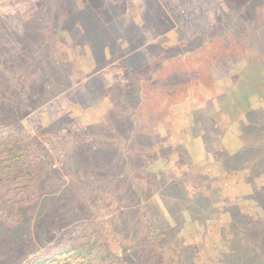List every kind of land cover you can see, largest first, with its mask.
Listing matches in <instances>:
<instances>
[{
  "label": "rangeland",
  "instance_id": "rangeland-1",
  "mask_svg": "<svg viewBox=\"0 0 264 264\" xmlns=\"http://www.w3.org/2000/svg\"><path fill=\"white\" fill-rule=\"evenodd\" d=\"M104 1L110 10L105 18L89 0H0V124L30 134L60 170L41 182L20 254L37 255L59 242L67 227L83 222L93 230L86 235L138 264L149 234L147 210L167 234L160 258L150 260L154 264H245L240 260L248 255L264 264L256 247L257 238L264 239V157L239 155L247 135L250 145L264 135V124L252 126L264 111V64L256 63L258 75L252 65L258 57L228 29L238 10L247 17L253 4L243 6L256 0ZM118 2L123 9L113 6ZM257 7L261 24L264 0ZM119 13L132 18L121 22L114 15ZM205 60L213 64L205 76L216 73L213 86L199 78ZM169 71L176 78L184 74L183 82L193 80L176 86L158 120L149 119V111L158 114L151 102L161 99L150 77ZM140 84L145 117L128 137L127 116L137 108L131 97ZM104 117L102 131L89 129ZM111 117L117 122L109 126ZM99 147L109 153L99 169H73L75 158L96 160ZM126 157L125 180L135 183L140 196L128 193L120 175ZM106 176L111 184L99 187ZM70 203L84 206L86 215L45 221L56 205ZM229 240L243 243L241 257ZM7 251L1 264H24Z\"/></svg>",
  "mask_w": 264,
  "mask_h": 264
},
{
  "label": "trees",
  "instance_id": "trees-1",
  "mask_svg": "<svg viewBox=\"0 0 264 264\" xmlns=\"http://www.w3.org/2000/svg\"><path fill=\"white\" fill-rule=\"evenodd\" d=\"M89 1H91L90 7L92 10H94V13L100 11L102 14H104V18L106 15L110 16V14L105 15L104 13L106 9H108V6L106 5L107 2H105L104 0ZM259 1L260 0L252 2L249 1V3H246L243 7L252 8V6L250 5V3H252L254 9H259L257 7ZM212 3H208V5L210 6ZM194 4L195 1L191 0V5ZM85 5L87 7V3ZM122 5L123 2H118V4L115 3V5L113 6H118L119 8H121L120 6ZM86 7L82 6V8ZM212 7L214 8L215 5ZM253 8L249 11V15L247 17L245 15H242L240 12V10L242 11V9H239L236 16L232 18L231 21H229L228 29L229 31H231V34L233 36L241 38L242 42H247L250 45L249 53L253 50L254 53L251 55L258 57L257 59H255V63L252 64L253 67H255L254 71L258 75H260L261 71L256 63L260 62L261 64H264V23L259 24V17ZM114 15L116 16L117 20L121 19V22L127 19L126 23L129 22V19L126 15L132 18L131 15L127 13H119L118 15ZM209 19L206 16V22H208L207 24L211 25V18ZM225 32H227V30H225ZM211 41L212 40H208L207 43L212 44ZM203 44L204 42L201 45L198 44L197 49L200 50ZM257 46L259 47V49L253 48ZM192 51L194 50L192 49L188 53ZM259 53H261V56L259 55ZM199 66H201V68L198 69L200 73L199 78L202 79V81L206 85L213 86V80L216 78V76H213L216 74L215 71L213 72V75H211V77H207V75L205 76L204 74L212 70V61L209 60L207 62V60H205V63ZM214 67L216 68L217 66ZM160 69H162V67H158L156 71L159 72ZM163 75L164 73L155 75L157 77L156 78L152 74L150 77L152 81L155 78L156 82L153 81L155 85V91L157 95L159 94L161 96V99L160 101L155 100L151 102L153 107H156L158 109V114L155 111H149V114L145 115H148L149 119L153 116V120H158V115L162 114L165 111L163 109L165 107L163 106H167V104L169 103L168 101L175 98L176 92L174 91V88L176 86L183 87L187 85L188 82L193 80L191 79L187 83L185 81L183 82L182 77L184 76V74L180 73L177 76L178 78H176L174 77L175 73L173 72V74H171L170 71L169 73L167 72L165 76ZM225 75L223 77H225ZM142 88V84H140L138 86V91L134 92V95L131 97L135 98L134 101H136L137 103V108L132 111L131 115L129 114L127 116V122L130 124L128 125V128L124 129H128V137L133 136V132L139 131L138 127H140L141 125L139 119L141 117H145L144 113L140 112L139 108L143 102ZM2 103L3 100L0 98V105H2ZM260 114V116L254 118V120L252 121V126L255 127V129L256 127H258V125L264 124V111ZM156 115L157 117H155ZM110 120L111 123L107 124L109 126H112V124L117 122V120H115L113 117H111ZM98 122L99 123H96L93 126L89 127V129L95 128L97 130L96 133L102 131L104 126L103 123L107 122V118H101ZM261 129L262 131L264 130V125L261 126ZM255 132L259 133L256 130ZM246 137L248 138L247 144L240 151L239 155H246V159L249 157L254 159L257 153L260 157H264V135L259 136L260 140L256 142V144L253 142V144L255 145H250L251 140L249 139V135H247ZM95 138L99 140L102 139L98 135ZM129 142L130 141L128 140L127 150H124V154L126 156H129L130 154ZM257 146H261L263 150L255 152L256 150L253 149V147ZM144 148H146V146H144ZM98 149L101 153L100 155H95L96 160L85 157L84 155L83 161L82 158L73 159V169L77 167L86 168V166L89 165L94 166V170L99 169V167L102 166V161H105L104 159L109 156V153L103 147H99ZM128 159V157L125 158V163L123 165L124 172L120 173V175L123 177V181L125 180L126 176H128H124L125 170L129 166ZM241 159L243 160V158H239L238 160ZM52 170L56 172L60 171L54 167L52 154L47 151L44 146L38 144L30 134L18 128L12 126L9 127L7 124H0V260H3L2 254H4V252H8L7 250H12L10 251V258L12 257V261L16 259V256L20 258V260L18 261L19 263L23 262L27 258L28 253L23 256L20 254L23 251L22 247L23 243L25 242L24 240H27L29 238L27 233L28 227L30 229V226L24 224V222L27 217H32L36 213V210L38 209L36 205L42 195L41 182L43 181L44 177ZM89 175L90 174H84L85 177H88ZM125 183L129 187L128 193H135L137 196H140L138 187L134 182L128 183L125 180ZM110 184L111 180L108 176H106L104 182L100 183L99 187ZM95 189H93V191ZM85 210L86 208L84 206L82 207L77 203H70L68 205H56V208H53L52 215H46L47 220L45 221L50 222L48 220H60V222L65 221V223H67V221H69V218L77 221L86 215ZM145 216V222L148 225L149 234L141 245V256L139 257V259L135 258L138 264H150V260L155 261L160 258L163 246L162 241L167 235L162 228H160L152 219H150L147 210L145 211ZM228 228L229 226L222 228L223 232L225 233ZM233 229L234 228H231V230ZM89 231L91 232V234H93L91 225L83 222H77V224H75L74 226L67 227L65 230H63L62 238L59 242L47 247L37 255L26 259L24 264H132V261H130L129 259L127 260L120 255L110 251L97 237L92 238V236H89L91 234L86 235V233ZM25 236L26 239L23 240ZM249 238L254 239L250 236ZM230 242L232 250L236 253V257H241L242 251L243 249H245V247L242 246L243 243L240 240ZM7 245H10V248L5 247ZM256 247H258L259 250L264 253L263 237L257 238ZM163 254L164 252L162 253V255ZM253 257V255H248V259H243L240 261H244L245 264H261L262 260L258 258L254 259ZM151 264L154 263L151 262Z\"/></svg>",
  "mask_w": 264,
  "mask_h": 264
}]
</instances>
